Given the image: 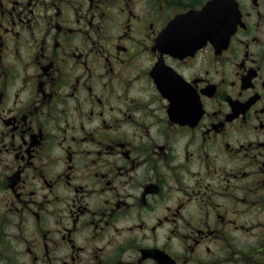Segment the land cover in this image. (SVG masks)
<instances>
[{"label": "flooded vegetation", "instance_id": "af4514ba", "mask_svg": "<svg viewBox=\"0 0 264 264\" xmlns=\"http://www.w3.org/2000/svg\"><path fill=\"white\" fill-rule=\"evenodd\" d=\"M0 264H264V0H0Z\"/></svg>", "mask_w": 264, "mask_h": 264}]
</instances>
